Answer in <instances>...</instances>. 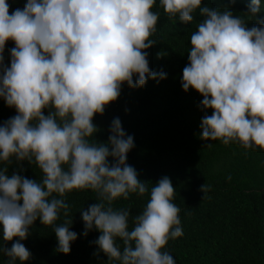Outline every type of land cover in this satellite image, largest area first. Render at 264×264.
<instances>
[{"label":"clouds","instance_id":"9594fccd","mask_svg":"<svg viewBox=\"0 0 264 264\" xmlns=\"http://www.w3.org/2000/svg\"><path fill=\"white\" fill-rule=\"evenodd\" d=\"M155 3L26 0L23 9L10 14L7 0H0V99L16 111L0 124V162H15L18 168L9 175V167H0V254L7 257L5 264L31 259L21 241L37 219L51 226L61 210L67 216L64 197L73 190L96 194V202L80 211L83 235L93 229L100 233L94 256L102 252L107 264H175L164 250L170 240L183 235L170 178H160L150 190V182L138 178L127 164L134 138L126 134L119 117L113 118L106 142L91 139L99 131L94 116H102L119 98L122 85L141 88L149 79L166 78V73L151 70L146 51L156 43L150 39L159 20ZM159 4L170 22L192 24L197 12L202 18L191 33L180 80L184 92L192 89L202 97L200 139L264 150L260 0H250L243 15L204 0ZM246 17L254 22L251 27ZM9 40L15 46L10 66H5ZM25 161L39 169L40 181L19 174ZM133 193H149L150 199L132 217L130 228V209H116L113 203ZM69 224L72 220L54 228L56 250L65 255L77 239Z\"/></svg>","mask_w":264,"mask_h":264},{"label":"trees","instance_id":"16d2710c","mask_svg":"<svg viewBox=\"0 0 264 264\" xmlns=\"http://www.w3.org/2000/svg\"><path fill=\"white\" fill-rule=\"evenodd\" d=\"M7 3L11 14L17 8L23 9L26 0ZM204 3L230 7L234 15H243L250 0H236L234 4L230 0H204ZM153 11L159 14V20L156 33L150 37L156 43L146 50L149 67L153 72L166 73V78L149 79L141 88L122 85L119 98L106 107L102 116H94L93 123L99 131L91 139L106 142L113 118L119 117L126 134L134 138L127 164L136 169L138 178L150 182L149 190L160 178H170L176 188L173 202L181 209L183 235L170 240L164 250L173 256L175 264H264V150H244L237 144L200 139V121L205 115L200 107L202 97L192 89L184 92L180 80L188 63L191 33L202 18L197 12L192 24L170 22L159 0ZM259 16L264 17V0H260ZM246 19L251 27L254 22ZM14 46L13 41L6 42L5 66H10V50ZM206 114L211 115V110ZM15 115V109L0 99V124ZM0 167H9V175L18 171L15 162L12 165L0 162ZM20 167L23 168L20 175L42 179L35 164L28 165L25 161ZM64 199L69 205L67 216L61 210L51 226L41 225L37 219L31 234L21 241L31 252V259L25 264H107L102 252L94 256L97 252L94 242L100 233L93 229L83 235L80 211L96 202V194L91 190H73ZM149 199V193L143 197L133 193L128 200L114 201L113 207L130 209L131 228L132 217L143 211ZM66 220H72L68 226L77 233L67 255L56 250L54 235V228ZM13 242L15 238L6 247L10 248ZM6 260L0 254V264Z\"/></svg>","mask_w":264,"mask_h":264}]
</instances>
